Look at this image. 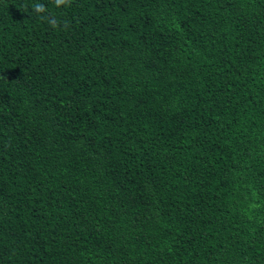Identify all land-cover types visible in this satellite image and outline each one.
Returning a JSON list of instances; mask_svg holds the SVG:
<instances>
[{"label": "trees", "instance_id": "16d2710c", "mask_svg": "<svg viewBox=\"0 0 264 264\" xmlns=\"http://www.w3.org/2000/svg\"><path fill=\"white\" fill-rule=\"evenodd\" d=\"M0 264H264V0H0Z\"/></svg>", "mask_w": 264, "mask_h": 264}, {"label": "clouds", "instance_id": "9594fccd", "mask_svg": "<svg viewBox=\"0 0 264 264\" xmlns=\"http://www.w3.org/2000/svg\"><path fill=\"white\" fill-rule=\"evenodd\" d=\"M68 3V0H55L57 6ZM37 11H43V7L39 4L35 5Z\"/></svg>", "mask_w": 264, "mask_h": 264}]
</instances>
